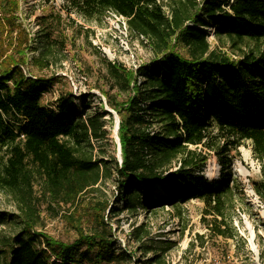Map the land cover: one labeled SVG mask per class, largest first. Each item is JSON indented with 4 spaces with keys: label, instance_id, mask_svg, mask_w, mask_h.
<instances>
[{
    "label": "trees",
    "instance_id": "obj_1",
    "mask_svg": "<svg viewBox=\"0 0 264 264\" xmlns=\"http://www.w3.org/2000/svg\"><path fill=\"white\" fill-rule=\"evenodd\" d=\"M19 6V0H0V153L7 157L0 183L18 196L21 214L15 221L0 212V226L10 220L19 226L0 238V264L130 263L131 253L117 247L104 221L106 202L93 204L91 230L79 231L69 244L38 233L39 215L27 198L36 175L57 205L73 206L112 176L126 211L147 208L141 197L160 187V207L202 201L213 216L209 232L234 239L225 221L232 195L229 170L244 141L261 164L262 181L253 190L264 205V0H62L60 13L67 21L52 10L36 19L33 36L18 22ZM72 15L96 23L107 15L119 17L154 54L135 73L109 67V75L130 91L123 109L113 106L120 164L92 162L84 150L106 136L104 115L83 119L86 105L82 101L79 110L72 94L43 105V95L58 80L27 76L22 69L27 53L33 54L29 66L39 70L64 59ZM204 29H213L220 46L210 47ZM204 149L218 159L220 181L204 177ZM140 230L135 242L146 234Z\"/></svg>",
    "mask_w": 264,
    "mask_h": 264
},
{
    "label": "rangeland",
    "instance_id": "obj_2",
    "mask_svg": "<svg viewBox=\"0 0 264 264\" xmlns=\"http://www.w3.org/2000/svg\"><path fill=\"white\" fill-rule=\"evenodd\" d=\"M19 2L18 22L31 36L37 30L36 19L49 15L52 10L60 13L62 4V0ZM164 13L168 15L166 10ZM71 18L74 26L65 30L68 41L61 54L64 59L60 63L54 62L49 69L39 70L29 66L33 54L27 53L28 65L22 68L23 72L27 76H54L58 80L49 93L43 95V105H53L60 95L72 94L73 103L79 110L82 101L86 105L83 119L94 114L104 115L101 121L106 136L101 141H91L92 148L86 146L84 150L90 154L92 162L106 161L109 166L115 160L120 164L118 130L117 136L114 135V129H119V116L113 106L123 109L130 91L109 75V67L114 65L120 72L135 73L139 67L150 64L154 54L150 44L130 33L119 17L107 15L98 23L87 22L76 15ZM203 31L208 34L211 48L220 46L212 35L213 29ZM175 51L183 53L180 48ZM203 152L208 155L204 177L209 182L220 181L222 172L214 152L205 149ZM237 153L229 170L232 195L225 212V221L230 233L235 235L234 239H221L209 232L207 225L212 224L213 216L205 211L202 201L193 199L173 208L169 205L160 207L156 198L163 190L160 187H153L151 194L141 197L147 208L126 211L114 176L102 179L95 192L80 196L73 206L55 204L42 192L38 176L31 178L32 189L27 198L39 215L36 231L69 244L77 239L79 231L87 234L91 230L93 204L106 202L109 207L103 212L104 221L117 247L128 255L131 253L132 258L127 264H264V205L253 190V186L262 181L261 164L253 157L248 141L241 144ZM6 158L1 152L0 171ZM18 205V196L0 183V212L17 221L16 216H21ZM138 228H141L140 233L146 234L135 242L133 235ZM18 230L17 222L7 221L0 226V238Z\"/></svg>",
    "mask_w": 264,
    "mask_h": 264
},
{
    "label": "bare ground",
    "instance_id": "obj_3",
    "mask_svg": "<svg viewBox=\"0 0 264 264\" xmlns=\"http://www.w3.org/2000/svg\"><path fill=\"white\" fill-rule=\"evenodd\" d=\"M114 135L117 136V128L114 129Z\"/></svg>",
    "mask_w": 264,
    "mask_h": 264
},
{
    "label": "water",
    "instance_id": "obj_4",
    "mask_svg": "<svg viewBox=\"0 0 264 264\" xmlns=\"http://www.w3.org/2000/svg\"><path fill=\"white\" fill-rule=\"evenodd\" d=\"M118 123V122H117ZM117 130H118V127H117ZM121 163V162H120Z\"/></svg>",
    "mask_w": 264,
    "mask_h": 264
}]
</instances>
